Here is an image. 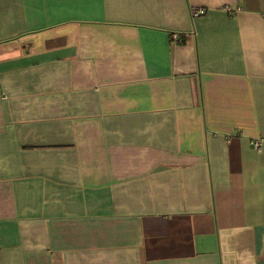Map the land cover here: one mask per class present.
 <instances>
[{
    "label": "crops",
    "instance_id": "crops-1",
    "mask_svg": "<svg viewBox=\"0 0 264 264\" xmlns=\"http://www.w3.org/2000/svg\"><path fill=\"white\" fill-rule=\"evenodd\" d=\"M0 264H264V0H0Z\"/></svg>",
    "mask_w": 264,
    "mask_h": 264
},
{
    "label": "built area",
    "instance_id": "built-area-1",
    "mask_svg": "<svg viewBox=\"0 0 264 264\" xmlns=\"http://www.w3.org/2000/svg\"><path fill=\"white\" fill-rule=\"evenodd\" d=\"M205 12H206V8H204V7L191 9V15L192 16L203 15ZM253 144H254V147L259 148L261 143H260V141H255Z\"/></svg>",
    "mask_w": 264,
    "mask_h": 264
}]
</instances>
